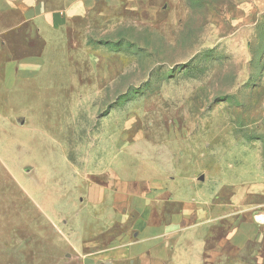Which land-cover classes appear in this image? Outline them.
<instances>
[{
    "label": "rangeland",
    "instance_id": "rangeland-1",
    "mask_svg": "<svg viewBox=\"0 0 264 264\" xmlns=\"http://www.w3.org/2000/svg\"><path fill=\"white\" fill-rule=\"evenodd\" d=\"M0 5V264H264V0Z\"/></svg>",
    "mask_w": 264,
    "mask_h": 264
},
{
    "label": "crops",
    "instance_id": "crops-1",
    "mask_svg": "<svg viewBox=\"0 0 264 264\" xmlns=\"http://www.w3.org/2000/svg\"><path fill=\"white\" fill-rule=\"evenodd\" d=\"M28 6L29 5H21L23 9V15H25L26 12L29 10ZM16 7L18 6L0 5V8H2L3 11H8L12 8L15 9ZM65 19L66 17L64 18V20ZM27 20H28L27 18H23V21L19 25L21 26L24 25L27 22ZM64 20L60 19V22L56 27L60 28L61 25H65L66 21ZM62 22L64 23L62 24ZM37 24L39 26L38 28L39 35L41 36V38L45 39L47 32L46 29L50 28L49 25L46 26L47 24L46 19L45 20L42 19L41 22H38ZM38 48L39 47L35 49L36 51L35 54L22 56L19 58H15L14 59L15 61H10V63L13 65L8 66L6 68L10 69L11 72L20 80H25L28 79L29 77L40 74L45 67L46 53L42 50L41 46L39 48L40 50ZM150 231L152 233H149V235L144 238L143 242L141 241L140 243L135 244V246H133L132 244L130 248H127L128 251L130 250L131 253L130 256H135V254H137L138 249L142 247L144 248V250H146L147 253L149 251V253L152 252V254L155 251L162 252L165 249L166 243L164 239L166 234H168L167 227L165 225L157 226L156 228L151 227Z\"/></svg>",
    "mask_w": 264,
    "mask_h": 264
}]
</instances>
